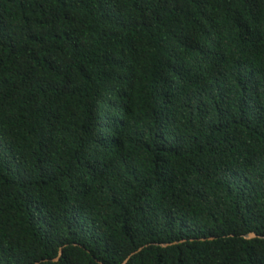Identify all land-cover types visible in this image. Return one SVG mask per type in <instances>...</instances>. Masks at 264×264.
Masks as SVG:
<instances>
[{
    "label": "trees",
    "instance_id": "1",
    "mask_svg": "<svg viewBox=\"0 0 264 264\" xmlns=\"http://www.w3.org/2000/svg\"><path fill=\"white\" fill-rule=\"evenodd\" d=\"M0 264H264V0H0Z\"/></svg>",
    "mask_w": 264,
    "mask_h": 264
},
{
    "label": "water",
    "instance_id": "2",
    "mask_svg": "<svg viewBox=\"0 0 264 264\" xmlns=\"http://www.w3.org/2000/svg\"><path fill=\"white\" fill-rule=\"evenodd\" d=\"M254 236H256L255 233H250V234H247V235H246V237H254Z\"/></svg>",
    "mask_w": 264,
    "mask_h": 264
}]
</instances>
